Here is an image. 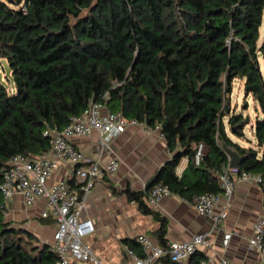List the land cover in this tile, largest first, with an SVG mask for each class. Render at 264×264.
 I'll use <instances>...</instances> for the list:
<instances>
[{
	"label": "trees",
	"instance_id": "trees-1",
	"mask_svg": "<svg viewBox=\"0 0 264 264\" xmlns=\"http://www.w3.org/2000/svg\"><path fill=\"white\" fill-rule=\"evenodd\" d=\"M262 23L264 0H0V57L13 81L12 88L0 84V173L14 154L47 152V129L102 101L146 127L160 125L172 155L155 182L180 198L221 191L217 175L229 161L223 145L243 156L237 173L264 178ZM235 78L258 111L247 147L230 138L223 121L237 137L249 123L229 108ZM198 142L205 151L195 165ZM183 156L188 165L178 175ZM148 189L126 185L122 194L158 222L153 234L165 244L167 219L148 204ZM124 242L137 247L132 238ZM204 259L196 251L186 264ZM55 260L47 242L6 218L0 193V264Z\"/></svg>",
	"mask_w": 264,
	"mask_h": 264
},
{
	"label": "built area",
	"instance_id": "built-area-1",
	"mask_svg": "<svg viewBox=\"0 0 264 264\" xmlns=\"http://www.w3.org/2000/svg\"><path fill=\"white\" fill-rule=\"evenodd\" d=\"M128 125H138L160 132V125L153 128L133 118H125L121 112L111 110L102 101H93L81 114H72L62 128L47 129L44 134L50 137V148L47 152L31 156L23 153L14 154L0 173V193L3 198L5 215L11 213L10 202L15 196L20 197L23 206L29 207L38 199L44 201L38 216L53 219L55 228L48 242L55 253L54 264H105L84 241L85 236L95 230L94 222L83 217L89 192L102 174H114L119 168L115 157L104 162L103 155L111 150L112 141ZM95 132L96 142L93 154L84 153L73 144V139ZM161 137L162 134L160 133ZM193 163L199 165L205 151L202 142L193 146ZM62 162L70 164L71 172L62 179L49 182L52 173ZM221 191L219 193H201L194 195L189 202L197 213L210 220L212 229L221 230V247L228 248L233 230H224L223 221L227 216L226 208L216 211L218 203L224 198L228 201L237 180H250L257 184L264 182L261 175L249 171L236 172L230 161L222 167L217 175ZM72 183V184H71ZM172 194L168 186L154 182L149 186L147 202L157 203L162 197ZM226 205V204H225ZM209 233L194 234L187 241L173 240L163 245L145 234H138L135 241L142 249L138 254L128 245H124L125 264H184L200 246H210ZM248 248L257 252L264 262V213L252 224V233L247 239ZM211 262L210 259L207 260ZM222 264H228L223 258Z\"/></svg>",
	"mask_w": 264,
	"mask_h": 264
},
{
	"label": "crops",
	"instance_id": "crops-1",
	"mask_svg": "<svg viewBox=\"0 0 264 264\" xmlns=\"http://www.w3.org/2000/svg\"><path fill=\"white\" fill-rule=\"evenodd\" d=\"M230 96L231 93L229 99L231 98ZM256 107L255 103V109ZM96 138L97 135L93 132L90 135L73 139V144L84 153L93 154V146L96 142ZM252 147L256 148L255 146ZM46 155L51 156L49 152H47ZM171 155L172 152L165 145L160 132L138 125H128L125 130L112 141L111 150L106 152L102 157L104 162L113 157L117 158L120 162L117 172L114 174H102L97 178L95 186L89 192L82 216L89 217L92 220L95 218V229L97 231V229L101 227L100 213L105 212L106 214L118 215L120 212H123L122 209L118 207H120V205L123 206L126 202L124 200L125 202L122 203L114 197L109 187L118 185L123 189L128 185L135 190L145 188L147 180L156 173L158 168L167 161ZM230 160L231 156H229V161ZM187 165L188 157H181L175 170L176 173L180 175ZM70 172V164L62 162L52 173L49 182L65 178ZM128 203L134 205V210L136 209L138 211L135 202L129 201ZM43 206L44 201L38 199L32 206L25 207L22 205L20 197L15 196L10 202V214L22 215L25 213L24 211H31L38 216V212ZM150 207L157 210L167 219L165 244L173 240L187 241L194 234L208 232L210 246H200L197 250L205 256L204 261L206 264H222L221 260L223 258L227 260L228 264H264L257 252L248 248L247 245V239L252 233L253 221L260 214L264 213V185L257 184L250 180H237L231 198L228 201H225L223 198L218 203L216 211L224 207L227 211V216L222 224L223 229L233 230L235 232L226 249L221 247L220 244L221 230L212 229L209 219L199 215L189 202L173 193L162 197L157 203L151 204ZM131 213L130 215L132 216H128L129 214L127 213H122L120 221L124 226L117 231L118 235L116 234V237H118V240H114L108 245L111 248H107L106 246V249H100L99 241L93 240L90 243L86 241L103 263H126L124 252V245H127L124 242L126 238H132L135 241V237L138 234H145L155 239V241H158L153 234V231L158 227V222L150 215H143L139 211V216L137 214L135 215L132 210ZM48 220V222H44L47 227L46 232H48L49 235V239L45 241L47 243L50 241L52 231L55 228L54 220L50 218ZM41 240L43 241V239ZM136 243L137 247L134 248V250L138 254H142L140 244L138 242ZM208 259L211 260L210 263H208Z\"/></svg>",
	"mask_w": 264,
	"mask_h": 264
},
{
	"label": "rangeland",
	"instance_id": "rangeland-1",
	"mask_svg": "<svg viewBox=\"0 0 264 264\" xmlns=\"http://www.w3.org/2000/svg\"><path fill=\"white\" fill-rule=\"evenodd\" d=\"M262 41H264V23H262L259 29V42L261 43ZM261 64L264 65V58H261ZM0 84H3L7 88H12L13 86L12 76L8 68L7 61L5 58L2 57H0ZM230 97H231L230 98L231 102L229 101V108L231 110L234 109L233 112H241L243 115H247L249 117V123L246 124L243 128L244 135L242 137H237L230 132L225 117L223 121L225 124L226 132L230 136V138L237 141L242 146L247 147L254 145L255 140L253 137L252 130H253V122L256 115L258 114V111L255 109V101L253 100V98L250 95L244 96L243 81L241 79L235 78L232 81ZM109 189L111 190L114 197H116L119 201H121L122 203L125 201L127 202V203L125 202L123 206L120 205V207H118L122 209L123 214L127 213L129 214L128 216H132L130 215L132 210L133 213H135V215L137 214L139 216L138 211L136 209L134 210V205L128 203L129 201H127L126 197L123 196L122 188L120 186L112 185L109 187ZM24 212L25 213L22 215L21 214L14 215L13 213L8 214L6 218L14 221L15 223L22 224L23 226H25L26 228L37 234L40 241H42L41 239H43V241L49 239L48 232H46L47 227L45 226L44 223L39 221V217L31 211L30 212L24 211ZM122 213L120 212L118 215H114V214H106L105 212H101L100 213L101 227L100 228L98 227L99 229H97V231L95 229L93 233L85 236L84 241L85 242L87 241L89 243L93 240L99 241L100 249H106L105 248L106 246L107 248H111L108 245H110V243H112L114 240H118L117 239L118 237H116L118 235L117 231L122 229V227L124 226L120 221L122 217ZM93 219L94 222L95 218ZM94 225H96V221L94 222Z\"/></svg>",
	"mask_w": 264,
	"mask_h": 264
},
{
	"label": "water",
	"instance_id": "water-1",
	"mask_svg": "<svg viewBox=\"0 0 264 264\" xmlns=\"http://www.w3.org/2000/svg\"><path fill=\"white\" fill-rule=\"evenodd\" d=\"M223 147H224L225 151L227 152V154L229 156H231L230 166L233 167V168H237L239 166L243 156H240L237 153V151L235 149L231 148V147H228V146H225V145H223ZM156 177H157L156 173L153 176H151L147 180V182L145 183V188L149 187L152 183H154L155 180H156Z\"/></svg>",
	"mask_w": 264,
	"mask_h": 264
}]
</instances>
